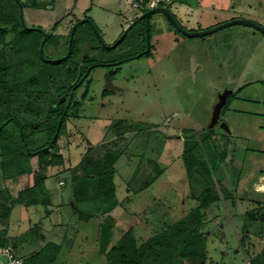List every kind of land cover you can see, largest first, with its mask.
<instances>
[{"label":"rangeland","instance_id":"rangeland-1","mask_svg":"<svg viewBox=\"0 0 264 264\" xmlns=\"http://www.w3.org/2000/svg\"><path fill=\"white\" fill-rule=\"evenodd\" d=\"M39 1L45 5L27 7L28 0H21L22 7L18 4V16H14L19 27L9 29L4 39V43L10 42L7 89L20 94L16 109L23 123L29 117L24 107L42 113L40 120L51 113L37 105V94L46 106L54 99L53 107L63 104L65 95H73L68 112L74 111L77 101L79 116L65 121L59 152H54L62 155L63 165L52 167L46 181L58 211L54 208L45 216L42 206L20 204L14 206L7 220L8 235L17 246L18 256L28 260L46 242L53 241L60 248L45 249L39 264L107 263L106 256L98 251L102 217L80 219L78 212L92 210L93 202L77 203L75 210L70 182L64 183L81 157H100L107 150L120 152L113 182L121 204L110 213L115 218L110 243L129 228L139 243L167 228L197 205L196 197L207 186H213L207 172L189 177L181 156L185 144L182 130L191 129L197 135L206 128L213 129V140L193 147V154L212 171L222 192L214 185L221 193L220 200L201 212L206 259L203 263L183 259L182 264H249V258L264 246V226L259 221H247L248 231L242 236L245 212L254 208L256 201L264 203V33L248 25L232 24L204 35L187 36L164 13L156 12L150 16V52L125 60L118 66L119 72L110 75L118 89L106 85V69L95 65L81 85L68 91L70 73L77 76L91 63L116 60L147 48L143 22L129 29L115 47H103L114 43L142 11L126 0ZM171 2L166 5L168 11L189 31L210 29L236 18L264 27V0ZM83 18L92 20L100 37L88 23L77 22ZM22 19L26 26L40 27L47 33L42 50L46 59L39 53L43 33L26 30ZM76 22L73 50L66 65L48 60L67 53L69 33ZM75 64L82 69L72 73ZM47 84L50 100L47 93L35 92ZM225 88L232 93L218 122L209 127L213 106ZM28 123L23 130L30 133V147L51 139L43 125L34 132ZM128 124L131 127L127 128ZM9 125L19 133L18 124L10 121ZM221 152H225L223 160ZM31 166L37 170L36 156L31 158ZM17 182H2L0 188L9 183L7 187L16 195L31 182V176H19ZM56 217L61 218L59 227L53 225L58 222ZM35 224L37 232L32 230ZM53 255L55 260L48 262Z\"/></svg>","mask_w":264,"mask_h":264},{"label":"trees","instance_id":"trees-1","mask_svg":"<svg viewBox=\"0 0 264 264\" xmlns=\"http://www.w3.org/2000/svg\"><path fill=\"white\" fill-rule=\"evenodd\" d=\"M49 2L51 4L53 0H49ZM18 4L22 7L21 0H0V186L8 181L11 182V184H15L17 178L24 174L31 176V182L19 190L16 195L7 187L9 183L7 186L5 185V187L0 188V247L10 245L15 252L17 246L15 243H11L12 237L8 235L7 220L14 206L20 204L24 206H42L44 208V215L48 216L47 208L51 204V199L45 181L49 177V170H51L52 167L63 165L62 155L54 152L59 150V137H61L62 129L65 128V121L69 117L79 116L77 113L79 111V102L77 101H75L73 105L74 111L71 113L68 112L74 102L72 95L70 96L67 94V100L68 98L71 100L69 104H67V100H65L63 104L60 103L53 107V104L56 103L54 99L46 106L40 101L41 97L37 94L36 99L39 98L37 100V105H40L43 111H46V114L49 112L51 113L48 116H42V120H40V114L42 113L34 112L33 108L24 107L23 109V106H20L24 113H29L28 118L34 119L30 120L27 118L25 123L21 122L19 117L20 114H17L19 111L17 112L16 109V107H18V101L20 100V94L18 95L14 92L10 93L6 85L10 68L7 58L10 42L4 43L8 30L19 27L14 17L18 16ZM44 5L45 4L39 0H28L27 3V7H40ZM132 27H134V25ZM51 39L50 41H52ZM73 43L74 34L69 55L57 61H64L66 65V61L73 50ZM95 63H91V66H95ZM80 74L76 76L75 73H70L72 78H69V81L70 83L74 81L75 87L79 85L78 79ZM73 88L74 87L70 85L68 89L70 91ZM48 90L49 87L47 84L44 90L40 89L35 92L39 94L47 93L48 96L46 97L48 98ZM86 92L87 89L83 95H85ZM59 94L62 95L63 92ZM29 96H31V94ZM55 111H57V113H52ZM30 114H32V116H30ZM10 121H14L18 124L20 129L19 133H15L14 129L11 128L9 125ZM29 121H31V123H28ZM26 123L31 124V127L33 125L32 128L36 130L34 132L40 130V126L43 125V131L45 130L48 135L51 134V139L47 138L46 142L37 147H30L28 143L30 133H25L23 130V126ZM128 127H131V125L128 124L127 128ZM195 134L196 133H193L191 129L182 130L181 132L183 141L185 142L181 156L186 173L189 177H194L200 171L207 172L210 180L213 182V186H207V188L196 197L197 205L189 210L183 217L167 226V228L153 234L143 242L139 243L132 233V228H129L122 233L115 243H110L113 225L115 223V218L110 213L121 204L116 198V188L113 182L115 175L114 164L120 155V152H118L119 150H107L100 157H95L93 155L81 157L75 169L70 173V176L65 178L64 183L67 180L71 185V193L74 199L73 207L75 210H77V203L93 202L92 210L78 212L79 218L88 219L91 216L97 215H99L100 218L102 217L99 222L98 251L106 256V264H182L183 259H188L196 263L204 262L206 259L207 237L201 229L203 225L201 212L203 209H206L211 204L220 200L222 188H220L218 181L213 179L211 176L212 171L207 168L204 161L200 158H196L195 154H193V147L200 146L209 140H213L214 131L213 129L204 128L197 135ZM98 148L103 149L101 146ZM88 149L94 151L93 147H89ZM34 156L38 159V168L36 171L33 170L31 166V158ZM219 156L220 159L223 160L225 158V152L219 153ZM58 173L59 172H57V174ZM214 185L219 187L220 192L215 189ZM256 202L257 205L247 210L244 214L246 221L243 224L242 236L248 231L247 221L250 223L259 221L260 224L264 226V203L260 201ZM33 228L32 230H36L37 232L38 229L36 228H38V224H35ZM41 237L43 238V235ZM49 247H52L56 251L60 248L59 245L48 241L41 247L39 252L30 255L28 260H23V263L39 264L43 258L41 254ZM54 256L55 255L51 258H47V261L53 262L55 260ZM249 264H264V246L257 254L249 258Z\"/></svg>","mask_w":264,"mask_h":264},{"label":"water","instance_id":"water-1","mask_svg":"<svg viewBox=\"0 0 264 264\" xmlns=\"http://www.w3.org/2000/svg\"><path fill=\"white\" fill-rule=\"evenodd\" d=\"M20 6V9H21V5ZM156 12H159V13H164L168 19L170 20V22L175 26L177 27V29L187 35V36H200V35H204V34H207V33H211L221 27H224V26H228V25H232V24H244V25H248V26H251V27H254L258 30H260L262 33H264V27L253 22V21H250V20H247V19H242V18H236V19H232L230 21H227V22H224V23H221L213 28H210V29H206V30H201V31H189V30H186V29H183L181 27L178 26V24L176 23L175 19L173 18V16L171 15V13L168 11L167 7H156V8H152V9H149L147 11H145L144 13H142L141 15L138 16V19L140 18H143V17H149L151 14L153 13H156ZM22 15V14H21ZM79 22H86L88 23L89 25L92 26V29L97 33V30L92 22L91 19L89 18H83L81 19ZM77 22L71 27V31L69 33V39H68V51L67 53L65 54L64 57L68 56L70 50H71V43H72V38H73V34H74V30L78 24ZM135 21L130 23L125 29L124 31L121 33V35L116 39V41H114V43L110 44V45H106V44H103V46H106L107 48H113L115 47L122 39L123 37L126 35L127 31L134 25ZM42 33H43V40L41 41L40 43V46H39V53H40V56L43 57V53H42V50H43V44H44V41L46 39V36H47V33L43 30V29H39ZM98 37L99 34L97 33ZM102 42V40H100ZM103 43V42H102ZM43 59H45L43 57ZM50 61H57L59 60L58 58H55V59H48ZM105 82H106V85L108 87H112L114 88V86L112 85V82L109 78V75L108 74H105ZM232 93L231 90L229 89H224L220 94H219V97H218V100L217 102L214 104L213 106V109H212V114H211V118H210V125L209 127H213L219 120V115H220V112L223 108V106L225 105L226 103V100H227V97ZM221 126L224 127L226 130L228 129L227 126L224 124V123H221Z\"/></svg>","mask_w":264,"mask_h":264},{"label":"flooded vegetation","instance_id":"flooded-vegetation-1","mask_svg":"<svg viewBox=\"0 0 264 264\" xmlns=\"http://www.w3.org/2000/svg\"><path fill=\"white\" fill-rule=\"evenodd\" d=\"M168 9V8H167ZM145 12V11H144ZM144 12H141L140 14H138L137 16H135L131 21H130V23H132V22H134L135 21V23H134V25H136L137 23H139V22H143V24H144V28L146 29V33H145V40H146V42H147V48L145 49V48H143L142 50H139V51H136L135 53H129L128 55H124L123 57H121V58H118V59H116V60H111V61H104V62H96L95 64L96 65H98V66H102L104 69H106V73L105 74H108L109 75V78H110V80H111V77H110V75L111 74H113L114 73V75L115 74H117L118 72H119V65H121L122 64V62H124L125 60H129V59H132V58H136V57H138V56H142L143 54H146L147 52L149 53L150 52V50H151V39H150V33H149V28H150V16L149 17H143V18H140V19H138V16L139 15H141L142 13H144ZM170 21V20H169ZM21 22H22V24H23V26H24V28L25 29H36V30H39V29H42V28H40V27H35V26H26L25 24H24V21H23V19L21 20ZM78 22V21H77ZM129 23V24H130ZM177 23V22H176ZM129 24H127V25H129ZM178 24V23H177ZM73 26V25H72ZM178 26L179 27H181V28H183L180 24H178ZM176 29H177V27H176ZM184 29V28H183ZM178 30V29H177ZM183 34V33H182ZM121 35V34H120ZM185 35V34H184ZM125 37V36H124ZM123 37V38H124ZM123 40V39H122ZM122 40L119 42V43H121L122 42ZM118 43V44H119ZM117 44V45H118ZM104 47H106V46H104ZM107 48V47H106ZM70 53V52H69ZM65 56V54H63V55H61V56H59V57H57L58 59H60V58H62V57H64ZM46 59V58H45ZM55 59V58H54ZM111 65H114L113 67H110ZM108 67H110V69L108 68ZM118 67V68H117ZM93 67L91 66V65H89V66H87V67H85L84 68V70L81 72V74H80V76H79V79H78V83H79V85H81V83H83L84 82V80L86 79V77L89 75V73H90V71H91V69H92ZM82 69V67L81 66H76V64L75 65H73L72 67H71V71L72 72H77V70H81ZM69 85H71L72 87H74L73 89H76L77 87H75V85H74V81H72ZM113 89H118V87H114ZM68 91H69V89H68ZM71 96V95H70ZM73 96V95H72ZM65 97H67V95H65ZM65 97H63V99L65 98ZM67 99V98H66ZM71 102V100H69V102H67V104H69Z\"/></svg>","mask_w":264,"mask_h":264},{"label":"built area","instance_id":"built-area-1","mask_svg":"<svg viewBox=\"0 0 264 264\" xmlns=\"http://www.w3.org/2000/svg\"><path fill=\"white\" fill-rule=\"evenodd\" d=\"M126 3L142 12L156 7H166L171 0H126ZM0 264H24L14 249L8 245L0 247Z\"/></svg>","mask_w":264,"mask_h":264},{"label":"crops","instance_id":"crops-1","mask_svg":"<svg viewBox=\"0 0 264 264\" xmlns=\"http://www.w3.org/2000/svg\"><path fill=\"white\" fill-rule=\"evenodd\" d=\"M46 181H47V179H46ZM46 181H45V184H46ZM18 182L16 181V184H17ZM262 186H264V182L261 184ZM46 187L47 188H49L47 185H46ZM263 190V189H262ZM257 191H259V190H257ZM55 193L56 194H58L59 193V189H56L55 190ZM50 199H51V204L48 206V208H47V210H48V216H50L51 215V213L54 211V208H56V210L58 211V204H54V202H53V200H52V198H51V195H50ZM57 206V207H56ZM59 216V215H58ZM61 218L60 217H56V220L58 221L57 223L56 222H53V225L54 226H57L58 225V227H59V225L61 226L62 225V222H61V220H60ZM56 220H54V221H56ZM42 222V221H41ZM11 237V236H10ZM51 242H53V241H51ZM55 243V242H54ZM18 255V254H17Z\"/></svg>","mask_w":264,"mask_h":264},{"label":"bare ground","instance_id":"bare-ground-1","mask_svg":"<svg viewBox=\"0 0 264 264\" xmlns=\"http://www.w3.org/2000/svg\"><path fill=\"white\" fill-rule=\"evenodd\" d=\"M263 187V186H262Z\"/></svg>","mask_w":264,"mask_h":264}]
</instances>
